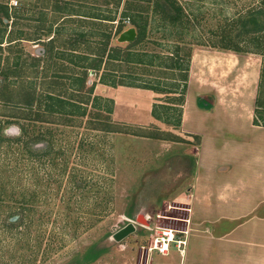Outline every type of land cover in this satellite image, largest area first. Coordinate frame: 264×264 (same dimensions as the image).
I'll list each match as a JSON object with an SVG mask.
<instances>
[{"label": "rangeland", "instance_id": "obj_1", "mask_svg": "<svg viewBox=\"0 0 264 264\" xmlns=\"http://www.w3.org/2000/svg\"><path fill=\"white\" fill-rule=\"evenodd\" d=\"M178 1L192 14L191 25L179 29L160 20L148 0H0V127L11 138L17 124L29 133L0 148V264H145L147 253L155 264H184L175 244L167 258L150 249L166 232L182 235L186 212L176 199L196 163L178 143L201 142L166 122L162 112V121L152 116L166 105L175 123L181 90L173 84L183 85L185 72L166 68L165 59L155 67L127 62L126 54L168 56L180 47L183 57L192 50L201 85L223 90L237 89L241 63L262 70L264 57L245 52H257V36L247 44L250 38L235 40L233 28L234 42L222 40L233 19L259 8L261 0ZM125 12L149 17L144 41L118 42L135 28ZM109 53L120 58L109 63ZM94 60H103L100 71L86 68ZM228 65H234L232 79V70L222 69ZM104 73L117 86L103 84ZM48 97L78 108L46 113ZM257 101L264 109V79ZM73 110L78 115L65 113ZM207 119L203 134L221 143L217 123ZM241 131L264 148V132ZM34 137L40 138L32 143ZM139 215L147 222L136 223ZM19 216L21 226L10 230L6 222ZM130 224L134 231L116 241L114 235Z\"/></svg>", "mask_w": 264, "mask_h": 264}, {"label": "crops", "instance_id": "obj_2", "mask_svg": "<svg viewBox=\"0 0 264 264\" xmlns=\"http://www.w3.org/2000/svg\"><path fill=\"white\" fill-rule=\"evenodd\" d=\"M191 64L181 130L190 138L201 137V142L178 143L196 163L176 199L186 212L180 219L182 235L176 239L184 244L178 247L171 242L168 251L160 254L169 257L175 244L184 264H264V148L261 141L246 138L241 131L264 132L253 125L261 67L241 63L237 89L223 90L220 84V88L201 85L195 62ZM222 69L232 70L230 78H234V65ZM209 97V108L201 107L199 100ZM208 117L217 123L221 143L216 136L212 140L207 132L203 134ZM193 119H198L197 125ZM144 262L157 260L147 253Z\"/></svg>", "mask_w": 264, "mask_h": 264}, {"label": "trees", "instance_id": "obj_3", "mask_svg": "<svg viewBox=\"0 0 264 264\" xmlns=\"http://www.w3.org/2000/svg\"><path fill=\"white\" fill-rule=\"evenodd\" d=\"M148 2L149 3L153 2V8H155L156 12L161 15L160 20H162L163 22L167 21L168 24L169 25L172 24L174 28L179 29V27L184 28L186 26V24H188L189 26L191 25L190 17L192 14L188 13L186 7H184L182 5V3H180L178 0H148ZM259 4H260L259 8L252 9L251 11L247 12L245 15H241L237 20L233 19V20H235L233 22L234 26H229L230 30L227 32L230 36H228L227 33H225L226 35L222 36V40L225 44H226V41L234 42L233 38L231 37V33L233 31L232 30L233 28H236L235 30H237V35L234 34L235 30L233 32V34H234L233 36H234V38H236L235 40H242V37H246V39L250 38L249 41L247 42V44L250 42L251 39H255L254 37L257 36L256 38L258 41L254 40L255 43L257 42V45L255 44L256 45L255 48H257L256 49L257 52L255 50H252V49L249 51H245V52L251 53V54H258V55L260 54L264 57V44L259 40V39H263L262 37L264 36V0H261ZM129 14H127V12H125L123 15L126 18L127 17L130 18L131 24L133 26H135V28L137 29L138 35H137V39L135 40V43H139V42L144 41V39L146 38V35H147L148 26H149V17H144L141 12L135 13V16H133V14L132 15L131 14L129 15ZM4 15L8 19L10 18L8 12H5ZM95 18H99V17H95ZM108 18L109 17H105V18H103V20H109V21L115 20V19H110V18L108 19ZM163 24H165V23H163ZM121 32H122V30H119V33H121ZM223 48L230 50V51H234L236 53L242 52L241 49H238V48L226 47V46H224ZM181 51H182V48L177 47V49L176 50L173 49L171 54L168 56H162V55L160 56V54H156V53L150 54V53H141V52H137V53L128 52L126 54V61L127 62H131V63H135V64H146V65L155 67V65H156L155 61L157 59H165V60L169 61V65H167L166 68L185 72V77L183 79L184 84L183 85H177L176 83L173 84V86L176 90H177V88L181 90V99H180V103L178 105L179 108L176 109L177 120H175V123H173L170 120V117L168 116V114L171 113L170 107H168L166 105H160L161 107H155L152 111V116L155 120L162 121V119L164 118V117H162V113H163L166 116V118H165L166 122L177 125L179 128L181 127V123H182L183 106H184L185 96H186L187 89H188V80H189L191 59H192V55H193V51L190 50L185 56L180 57ZM119 58H120L119 56L114 55L113 53L108 54L109 63L112 62L113 60H118ZM181 59L185 60V64H183L184 62L181 61ZM102 61L103 60H94L93 61L94 64H91V65H89V67H86V68L100 71L101 67H102L101 66ZM163 67H165V65H163ZM262 67L263 68L261 70L260 83H259V88H258V96L259 97H260L262 87H263L264 60L262 61ZM104 74L105 75L102 76V79H101V82L103 84H106V85H109L112 87L117 86L115 81L110 83L107 80V75L109 73H104ZM83 82L85 83V81H83ZM131 84H133V83H131ZM121 85H124V84L122 83ZM130 86H134V85H130ZM146 88L151 89L149 87H146ZM175 92H177V91H175ZM52 100L54 101L53 105L51 103ZM46 103H48V105H47L45 112L50 113V114L57 113V109L55 107H59L61 110L64 108L66 109V107H71V108H75V109L78 108V106L75 103H71L69 101H66V100L60 99V98L53 99L52 97H48V100L46 101ZM97 103H98V105H100V102L97 101ZM33 105H34V99H31L30 106L32 107ZM199 105L203 108H209V104H207V102H205L202 98L199 100ZM159 108H160V110H157ZM261 109H263V108L258 106V101H257L253 125L256 127L264 128V109L262 111H260ZM106 112H107V114L111 115L112 108L109 107ZM65 113L67 115H70V116L78 115V113L74 110L72 112H65ZM84 114L85 113H83L82 115H84ZM17 128H18L19 132L17 133V135L12 134L14 136H13V138H11V136L7 137V136L3 135V127H0V148L2 147L3 144H9L12 142L13 143L21 142V140L23 139L24 136L29 135L28 129H26L25 127L17 124ZM105 130L108 132H115V133L118 132V131H115L114 129H110V128L108 129V127ZM120 132H122V131H120ZM133 135L138 136L136 134H133ZM141 137L154 138L151 136H141ZM39 138L40 137H37V138L34 137L32 139V143L34 141L38 140ZM32 143H30V144H32ZM38 147L39 146H37V147L35 146V149H37ZM27 148L30 149V151H28V152H30V154L32 156H34L35 151H36V150H34V147L32 145L27 144ZM7 167H8V165H7ZM23 221H24V219H22V217L19 216V218L15 221L8 219V221L6 222V225L11 230L14 228H19Z\"/></svg>", "mask_w": 264, "mask_h": 264}, {"label": "water", "instance_id": "obj_4", "mask_svg": "<svg viewBox=\"0 0 264 264\" xmlns=\"http://www.w3.org/2000/svg\"><path fill=\"white\" fill-rule=\"evenodd\" d=\"M137 29L136 28H129L128 30L124 31L120 37L118 38V42L121 43H132L137 39ZM19 132L18 128L10 129L8 133L10 134H17ZM17 218H13L12 221H15ZM144 215H139L136 219V222H147L145 221ZM149 226V224H147ZM135 229V226L130 224L122 231H119L117 234L114 235V239L118 242H120L122 239H124L126 236H128L130 233H132Z\"/></svg>", "mask_w": 264, "mask_h": 264}, {"label": "built area", "instance_id": "obj_5", "mask_svg": "<svg viewBox=\"0 0 264 264\" xmlns=\"http://www.w3.org/2000/svg\"><path fill=\"white\" fill-rule=\"evenodd\" d=\"M17 4L18 3L16 2L15 5H17ZM164 236H166V237L162 238V239L158 238L157 240H155L156 245L153 246V247H156V248L158 246V248L155 249V250H158L162 254H164V253H166L168 251L169 244L171 242H175L178 245V247H180L181 245L184 244V242L176 240L175 239V235H173L172 237L170 235H168V232L164 233ZM153 247L151 248V250L153 249Z\"/></svg>", "mask_w": 264, "mask_h": 264}, {"label": "bare ground", "instance_id": "obj_6", "mask_svg": "<svg viewBox=\"0 0 264 264\" xmlns=\"http://www.w3.org/2000/svg\"><path fill=\"white\" fill-rule=\"evenodd\" d=\"M173 232H174V231H172V230L169 231V232H168V235H170V236L172 237V236L174 235ZM158 243H159V242H158ZM158 245H159V244H158ZM157 248H158V246H157ZM157 248H156V247H153L152 251L155 250V249H157Z\"/></svg>", "mask_w": 264, "mask_h": 264}]
</instances>
